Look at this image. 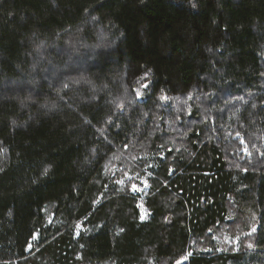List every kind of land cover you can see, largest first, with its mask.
<instances>
[{"label":"trees","instance_id":"trees-1","mask_svg":"<svg viewBox=\"0 0 264 264\" xmlns=\"http://www.w3.org/2000/svg\"><path fill=\"white\" fill-rule=\"evenodd\" d=\"M0 264H264V0H0Z\"/></svg>","mask_w":264,"mask_h":264},{"label":"rangeland","instance_id":"rangeland-1","mask_svg":"<svg viewBox=\"0 0 264 264\" xmlns=\"http://www.w3.org/2000/svg\"><path fill=\"white\" fill-rule=\"evenodd\" d=\"M208 120H206V119H204L202 122L203 123H206ZM128 170H132V169H130V168H127ZM129 173V171L128 172H126V174L125 175H127ZM126 184H127V181H124V186H126ZM129 188H131L132 189V186L131 187H129ZM140 209H141V211H143V207H142V205L140 204ZM144 214V213H143ZM238 236H241V237H238ZM248 235L242 230V228H240L239 230H238V233H237V236L236 237H228V236H224L223 237V239L222 240H219V243H225V245H226V249H230V250H236L237 248L235 247L236 245H238L239 244V242H240V240L241 239H244L245 237H247ZM228 242V243H227ZM242 242V245L244 244V242L245 241H241ZM182 262V261H181Z\"/></svg>","mask_w":264,"mask_h":264},{"label":"snow or ice","instance_id":"snow-or-ice-1","mask_svg":"<svg viewBox=\"0 0 264 264\" xmlns=\"http://www.w3.org/2000/svg\"><path fill=\"white\" fill-rule=\"evenodd\" d=\"M143 87L147 88V84L143 85ZM137 95L139 96V92H137ZM164 99H167V97H164ZM121 107H123V105H121ZM240 134L239 133H236V136H239ZM240 143L241 144H244V141L243 139L240 140ZM245 153H247V148L245 147L244 149H242ZM170 173H171V169L169 170ZM129 179H131V177H129ZM142 183L144 184L145 187H147V181H142ZM132 190L133 191H140V187L137 185V184H132Z\"/></svg>","mask_w":264,"mask_h":264}]
</instances>
